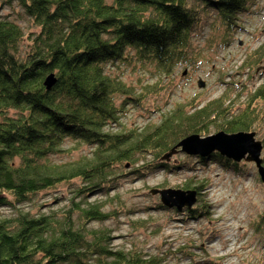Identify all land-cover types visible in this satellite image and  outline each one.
<instances>
[{
    "label": "trees",
    "instance_id": "obj_1",
    "mask_svg": "<svg viewBox=\"0 0 264 264\" xmlns=\"http://www.w3.org/2000/svg\"><path fill=\"white\" fill-rule=\"evenodd\" d=\"M16 1L32 26L26 37L19 21L0 15V206L16 211L12 222L0 219V264H165L115 251L106 230L90 227L115 213L89 202L91 193L104 194L107 202L125 176L142 180L156 171L168 174L179 164L161 156L189 135L203 137L212 127L227 134L251 131L254 108L264 100V80L238 114L226 90L204 104H178L156 121L128 128L119 121L126 107L137 105L139 94L112 70L136 64L153 69L154 83L139 93H154L171 68L187 60L191 39L210 11L225 33L251 0ZM262 55L264 43L241 65ZM52 74L56 83L47 91L43 83ZM68 140L75 145L64 146ZM79 145H87L88 152L54 161ZM213 161L240 171V164L217 153L196 162ZM184 166L192 170L188 162ZM204 182L190 179L182 190L199 196ZM63 184L74 185L83 202L73 204L62 220L16 209ZM206 209L190 210L188 216L205 218ZM259 219L264 236V212Z\"/></svg>",
    "mask_w": 264,
    "mask_h": 264
},
{
    "label": "rangeland",
    "instance_id": "obj_2",
    "mask_svg": "<svg viewBox=\"0 0 264 264\" xmlns=\"http://www.w3.org/2000/svg\"><path fill=\"white\" fill-rule=\"evenodd\" d=\"M0 15L19 21L24 36L30 37L28 31L32 23L27 15L21 13L16 0L11 5L0 0ZM232 23L234 26L227 29L225 33L229 35H226L222 32L218 16L210 11L191 39L187 60L174 65L152 94H140L139 91L144 85L154 83L155 78L150 74H153V69L140 64L114 66L113 74L139 94L138 106L126 107L119 123L128 128L140 127L156 121L175 105H185L191 100L204 104L226 90L230 93L227 97L235 101L231 110L237 114L243 111L247 96L264 80V55L254 64L241 65L264 43V0H251L247 11L235 16ZM198 81L204 83L203 88L197 86ZM256 105L255 125L248 132H254L255 140L261 142L263 163L264 100ZM214 133L212 127L210 133L203 137ZM63 145L72 147L75 144L68 140ZM88 150L87 145H79L77 150L57 156L54 161H71ZM171 159L179 167L168 174L156 171L142 180L131 176L126 179L125 176L118 182L117 189L110 192L107 202L104 194L91 193L88 201H97L105 211H114L115 217L101 223L94 222L90 227L106 230L115 251H133L157 257L165 264H264V236L259 219L264 212V186L254 165L241 162L239 173H234L231 168L215 161L202 165L196 162L197 157L181 152ZM187 162L191 171L184 166ZM190 179L197 183L205 181L191 209L199 214L200 207L207 206L205 218L203 215L196 218L183 215L190 210L178 212L163 206L159 208V197L152 195L151 190H182ZM74 187L63 184L41 192L16 209L33 217L45 215L62 220L68 211L74 209L73 204L82 201V197L73 192ZM15 213L11 208L0 206V219L12 222Z\"/></svg>",
    "mask_w": 264,
    "mask_h": 264
},
{
    "label": "water",
    "instance_id": "obj_3",
    "mask_svg": "<svg viewBox=\"0 0 264 264\" xmlns=\"http://www.w3.org/2000/svg\"><path fill=\"white\" fill-rule=\"evenodd\" d=\"M56 83L53 75H49L44 81V87L48 91ZM199 88L204 83L197 82ZM261 142L255 140L254 132H237L227 134L216 132L212 135L202 137L189 135L179 141L168 152L161 156L162 161H169L178 152L186 156L206 157L211 153H217L224 159L240 164L241 162L254 165L257 176L264 186V166L260 158ZM152 195L159 197V202L168 209L176 211L191 210L197 200V192L194 190L160 189L151 190Z\"/></svg>",
    "mask_w": 264,
    "mask_h": 264
},
{
    "label": "bare ground",
    "instance_id": "obj_4",
    "mask_svg": "<svg viewBox=\"0 0 264 264\" xmlns=\"http://www.w3.org/2000/svg\"><path fill=\"white\" fill-rule=\"evenodd\" d=\"M53 75V74H52ZM54 76V75H53ZM55 78V77H54ZM44 84V83H43ZM161 206H163L162 204H161ZM164 207V206H163ZM183 211V210H182ZM181 212V211H180ZM183 215H186V216H188V212L187 213H184ZM189 217H191L190 215H189Z\"/></svg>",
    "mask_w": 264,
    "mask_h": 264
}]
</instances>
